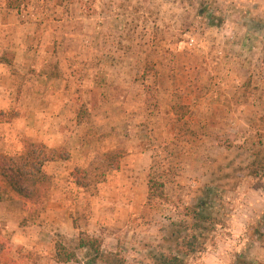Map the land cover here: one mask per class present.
Returning a JSON list of instances; mask_svg holds the SVG:
<instances>
[{"label":"rangeland","instance_id":"1","mask_svg":"<svg viewBox=\"0 0 264 264\" xmlns=\"http://www.w3.org/2000/svg\"><path fill=\"white\" fill-rule=\"evenodd\" d=\"M0 60V158L55 155L1 200L6 257L264 264V0H0Z\"/></svg>","mask_w":264,"mask_h":264},{"label":"trees","instance_id":"2","mask_svg":"<svg viewBox=\"0 0 264 264\" xmlns=\"http://www.w3.org/2000/svg\"><path fill=\"white\" fill-rule=\"evenodd\" d=\"M6 5L8 8H19L21 0H6ZM2 59L7 58L4 56ZM22 146V152L16 157L0 158V201L5 195L7 197L13 195L24 202L40 203L45 199L50 188V177L44 172L43 166L46 162L55 160V155L45 144L34 142L27 137L23 138ZM119 157L120 151L107 154V160L115 166H118ZM161 195H163L162 189L157 188L156 185L149 186L150 198ZM79 245L92 249L95 252L94 260L102 264H124V259L117 252H103L97 238H81ZM3 246L0 232V264H16L15 260L6 257ZM59 246L58 244L57 262L67 263L75 259L74 253L63 252ZM153 264H186V262L180 255L161 254L154 259Z\"/></svg>","mask_w":264,"mask_h":264},{"label":"crops","instance_id":"3","mask_svg":"<svg viewBox=\"0 0 264 264\" xmlns=\"http://www.w3.org/2000/svg\"><path fill=\"white\" fill-rule=\"evenodd\" d=\"M17 123H20L19 121H15L13 124H11L12 126H17ZM16 124V125H15ZM12 126H10V127H12ZM49 131V130H48ZM49 132H51V131H49ZM40 139H42V138H40ZM10 140H12V141H14V146H16L17 145V136H16V133H13V135H8L7 136V139H6V141H8L9 142V144H10ZM38 140V139H37ZM20 142V141H19ZM11 145V144H10ZM2 202L0 201V204H1ZM2 215V214H1Z\"/></svg>","mask_w":264,"mask_h":264}]
</instances>
